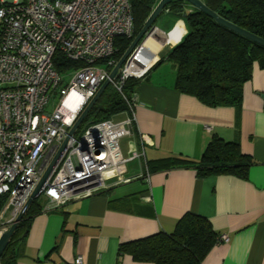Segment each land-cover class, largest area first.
Here are the masks:
<instances>
[{"label":"crops","instance_id":"0c3cea01","mask_svg":"<svg viewBox=\"0 0 264 264\" xmlns=\"http://www.w3.org/2000/svg\"><path fill=\"white\" fill-rule=\"evenodd\" d=\"M154 27L159 48L155 52L151 40L147 48L155 53L144 47V62H151L135 90L132 135L121 142L125 156L144 154L127 163L125 178L131 180L48 211L42 197L11 264H73L78 255L83 264H152L119 255V246L170 234L186 213L205 218L228 238L202 264H264V67L253 64L240 107H207L175 90V67L164 60L187 34L183 17L163 10ZM214 136L238 143L252 159L246 179L200 177L192 167L141 176L148 164L165 158L200 161Z\"/></svg>","mask_w":264,"mask_h":264},{"label":"built area","instance_id":"2783aa9c","mask_svg":"<svg viewBox=\"0 0 264 264\" xmlns=\"http://www.w3.org/2000/svg\"><path fill=\"white\" fill-rule=\"evenodd\" d=\"M133 27L129 0H0V237L109 79L117 64L115 40L132 38ZM142 46L109 83L122 95L126 111L68 138L40 193L45 211L131 180L125 178L126 165L144 154L125 156L121 149L122 140L132 135L136 106L135 92L126 98L122 86L147 69L138 75L131 70ZM56 53L79 66L58 73ZM227 241L221 235L217 244ZM73 264H83L82 256Z\"/></svg>","mask_w":264,"mask_h":264},{"label":"trees","instance_id":"16d2710c","mask_svg":"<svg viewBox=\"0 0 264 264\" xmlns=\"http://www.w3.org/2000/svg\"><path fill=\"white\" fill-rule=\"evenodd\" d=\"M133 14V37L117 38L114 43L116 62L144 26L159 0H129ZM211 11L235 26L264 39V0H202ZM183 1L169 3L165 9L181 15L187 34L165 56L175 67V90L192 96L207 107H240L243 85L251 80L255 62L264 67V47L219 25L212 18ZM58 73L77 68L59 53L53 59ZM140 78H129L122 86V94L129 98L135 92ZM122 95L112 86L101 94L79 128L107 120L126 111ZM78 128V129H79ZM252 159L241 153L239 144L226 142L216 136L206 146L200 161L182 156L165 158L148 164V173L178 167L195 168L200 177L228 174L246 179ZM36 198L12 234L0 258V264H11L24 240L32 217L39 213ZM219 235L205 218L186 213L176 223L172 233L157 234L124 243L119 255L127 254L136 262L152 264H202L203 259L217 244Z\"/></svg>","mask_w":264,"mask_h":264},{"label":"water","instance_id":"95a60500","mask_svg":"<svg viewBox=\"0 0 264 264\" xmlns=\"http://www.w3.org/2000/svg\"><path fill=\"white\" fill-rule=\"evenodd\" d=\"M174 1H183V2L188 3L193 8H195L198 11L204 13L208 17L212 18L219 25H222L223 27H225V28H227V29H229V30H231V31H233V32H235V33H237V34L249 39L250 41H252V42L264 47V39L259 38L258 36L254 35V34H252L250 32H247L246 30H243V29L235 26L234 24L222 19L216 13L211 11L207 6H205V4L202 2V0H159L158 4L153 9L152 13L150 14L148 19L146 20V22H145L144 26L142 27V29L139 31V33L133 39V41L131 42V44L129 45L127 50L124 52L122 57L119 59L117 64L111 70V72L109 74V79L106 80L100 86V88L98 89V91L96 92L94 97L90 100V102L83 109L81 114L78 116L77 120L75 121V123L73 124L71 129L69 130L67 138L63 141V143L61 144V146L58 149L57 153L55 154V156L53 157V159L51 160V162L47 166V168L44 171L42 177L40 178L39 182L36 184L34 190L32 191V193H31V195L29 197V199L25 203V205L22 208V210L19 212V214H18L16 220L14 221V223L11 225L9 230H7L5 233H3L1 235V237H0V258H1L2 254H3V252L5 251L12 234L14 233V231L17 228L18 224L22 221V219H23L26 211L28 210L29 206L31 205V203L36 198H38L40 196V193L42 192V189H43L46 181L48 180V178H49V176L51 174V171L53 170L55 164L57 163L59 157L61 156V154L63 153V151H64V149L66 147V143H67L68 138L71 137L75 133V131L80 127V125L82 124V122H83L84 118L86 117V115L89 113L91 108L95 105V103L97 102V100L99 99L101 94L104 92V90L108 87V85L110 83V80L114 79L117 76L119 70L121 69L123 64L127 61V59L131 56V54L139 46H141L142 43L150 36L152 30L155 28L154 27L155 21L157 20L159 15L163 12L165 7L169 3L174 2ZM262 98H264V95H262Z\"/></svg>","mask_w":264,"mask_h":264},{"label":"bare ground","instance_id":"6f19581e","mask_svg":"<svg viewBox=\"0 0 264 264\" xmlns=\"http://www.w3.org/2000/svg\"><path fill=\"white\" fill-rule=\"evenodd\" d=\"M151 40L155 43L156 47H155V52L157 51V49L159 48L158 44L155 42L154 38L148 37L144 42H143V46L140 49V51H138L135 55V57H133L132 59V63H131V70L133 73L135 74H140L145 68H147V66L149 65L147 62H144L145 58H146V50L145 48L152 53H155L154 51L150 50L149 48H147V41ZM145 47V48H144ZM154 59V58H152ZM143 61V63H142ZM148 64V65H146Z\"/></svg>","mask_w":264,"mask_h":264},{"label":"rangeland","instance_id":"374dc122","mask_svg":"<svg viewBox=\"0 0 264 264\" xmlns=\"http://www.w3.org/2000/svg\"><path fill=\"white\" fill-rule=\"evenodd\" d=\"M153 38H155V36H153ZM150 62H151V60L148 61L147 63L150 64ZM80 132H82V129L81 128L78 129L76 136H79Z\"/></svg>","mask_w":264,"mask_h":264}]
</instances>
